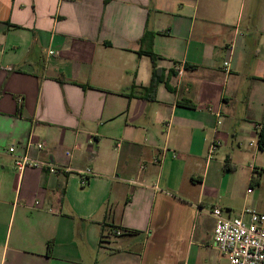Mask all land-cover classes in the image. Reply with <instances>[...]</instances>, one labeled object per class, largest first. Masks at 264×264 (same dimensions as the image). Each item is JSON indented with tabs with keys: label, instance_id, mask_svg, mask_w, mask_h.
Wrapping results in <instances>:
<instances>
[{
	"label": "crops",
	"instance_id": "0c3cea01",
	"mask_svg": "<svg viewBox=\"0 0 264 264\" xmlns=\"http://www.w3.org/2000/svg\"><path fill=\"white\" fill-rule=\"evenodd\" d=\"M263 126L264 0H0V264H228Z\"/></svg>",
	"mask_w": 264,
	"mask_h": 264
},
{
	"label": "built area",
	"instance_id": "2783aa9c",
	"mask_svg": "<svg viewBox=\"0 0 264 264\" xmlns=\"http://www.w3.org/2000/svg\"><path fill=\"white\" fill-rule=\"evenodd\" d=\"M229 65V62L225 63L227 67ZM219 144V140L213 142L210 151L214 152ZM36 147L43 150L45 144L39 143ZM14 150V148L9 149L11 153ZM34 167H46L52 175L60 173V169L52 166L49 161H35L23 156L17 158L14 163V169L18 173ZM253 170L256 171V168ZM90 173V170L83 173L81 179L83 184L86 183L85 175ZM212 215L216 222L213 245L226 258L228 264H264V212L245 209L239 216L227 217L220 208H215Z\"/></svg>",
	"mask_w": 264,
	"mask_h": 264
},
{
	"label": "trees",
	"instance_id": "16d2710c",
	"mask_svg": "<svg viewBox=\"0 0 264 264\" xmlns=\"http://www.w3.org/2000/svg\"><path fill=\"white\" fill-rule=\"evenodd\" d=\"M152 58H154V55L150 53ZM153 73H152V79H151V85L150 89L154 91V93L157 91L158 85L161 82L160 71L161 69L157 66V64L153 63ZM191 68H195V66H192ZM181 106L189 107V108H195V106L188 101H183L180 103ZM258 146L261 150H264V126L259 130L258 135Z\"/></svg>",
	"mask_w": 264,
	"mask_h": 264
},
{
	"label": "rangeland",
	"instance_id": "374dc122",
	"mask_svg": "<svg viewBox=\"0 0 264 264\" xmlns=\"http://www.w3.org/2000/svg\"><path fill=\"white\" fill-rule=\"evenodd\" d=\"M239 201H241V198H240ZM224 210H225V213H226V215H227V217H228V209H224ZM233 217H235V216H233Z\"/></svg>",
	"mask_w": 264,
	"mask_h": 264
}]
</instances>
